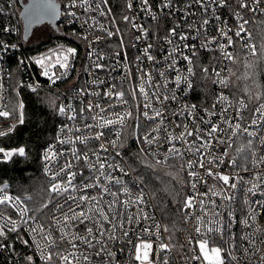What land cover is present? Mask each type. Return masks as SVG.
<instances>
[{"label": "built area", "instance_id": "built-area-1", "mask_svg": "<svg viewBox=\"0 0 264 264\" xmlns=\"http://www.w3.org/2000/svg\"><path fill=\"white\" fill-rule=\"evenodd\" d=\"M245 2L258 10L253 12L240 7ZM14 3L15 0H0V9L3 10L0 11V112L9 113L8 116H0V131L8 132L9 128L13 131L22 112L20 99L18 119L2 120L10 116L9 81L14 77L16 65L21 68L19 73L25 76L23 84L29 89L54 87L61 94L60 106L66 109L61 114L55 138L42 150V175L50 186L57 183L61 187H67L69 179L67 171L60 172L62 167L71 163V171L77 175L73 180L75 188H69L67 193H55L45 221L32 216L21 199L19 204L12 199L0 205V227L7 225L3 227L5 234L0 236V245H4L0 247V264H140L135 260L134 245L142 241L152 243L153 249L159 253L156 264H162L165 255L168 264H206L194 259L200 256L198 241L202 239L209 241L210 248L222 249L224 264H264V163H260L264 156V117L255 111L264 105V100L252 107L246 99L232 94L228 84L232 60L224 57V52H230L233 59L239 52L247 57L253 56L244 45L245 42L257 45L255 26L258 21H264V3L253 4L252 0H224L223 3L171 0L170 6L164 7L165 0H148L146 7L143 0H131L132 8L129 9V0H108L106 5L100 0H86L85 3L75 0V4L73 0H61L56 28L62 38H56L36 52H30L29 46L22 45H30L31 35L25 38L22 26L13 16ZM101 12L107 14L102 15ZM124 16L131 20L125 21ZM243 20L248 21L244 27L251 33V38L243 33V39L235 35ZM133 23L138 27L133 28ZM174 27L177 28V36L170 35L169 30ZM117 30L118 34L107 35L108 31L117 33ZM223 33L231 37V46H227V37ZM181 35L187 39L180 40ZM147 44L152 45L149 54L154 61L143 54ZM220 45L226 47L221 49ZM69 48L76 49V54L70 56L69 67L64 69L56 60L61 53L68 54ZM193 51L195 56H192ZM170 53L173 54L169 56ZM138 56L139 60L136 59ZM183 56H192L193 63L190 65ZM38 60L44 63H37ZM173 60L176 61L175 67H169ZM96 63L102 67L96 68ZM189 67H192L194 75L188 73ZM202 68L209 70L212 84L204 103L195 99ZM177 76L187 79L178 82ZM222 79L227 86L218 82ZM139 86H144L149 93L147 100L138 92L137 98L132 99V89ZM113 87L116 92L125 93L123 100L128 102L127 105L115 95H104ZM80 89L84 92L80 93ZM152 93L174 95L176 99L158 103ZM149 102L152 108L163 113L162 123L160 119L150 120L143 115L144 111H148L149 116L154 115L152 109L143 107ZM89 104L100 107L88 111ZM128 111L132 116L126 118L123 125L104 126V120H114L117 115ZM73 116L75 119H70ZM254 119L257 124H252ZM86 124L92 127H85ZM237 124L241 126L239 129ZM213 125L223 131L209 136ZM157 128L161 130L153 133ZM244 128L248 132H244ZM188 131L193 132V136H187ZM253 131L256 136H249L248 133ZM97 132H103L99 140L94 139ZM149 133L156 137L151 144L143 139ZM181 134H184L183 138H180ZM85 137H88L86 142ZM127 139L135 142L152 162H177L187 174V198H193V207L184 208V226L177 241L169 239L152 193L124 160ZM249 140L252 141L251 146H248ZM204 141L209 143L202 149L206 157L205 168H200L198 162L202 156L195 152V148ZM101 144L107 151L100 149ZM172 148L177 149L180 155L172 153ZM49 153H54L55 158L45 161L44 156ZM76 155L81 159H75ZM85 155L89 158L87 161L83 159ZM100 159H106L112 166L102 170L105 176H101V170L89 168L90 163L96 164ZM213 159L221 162L208 164ZM46 166L51 170L48 173L45 172ZM209 167L215 173L232 177L230 184L235 183L236 188L208 176L206 169ZM193 172L197 174L195 177L189 175ZM53 173L59 175L54 176ZM97 177L98 188L82 187L85 183L96 184ZM117 179L120 183H116ZM212 191L220 195L213 196ZM84 195L94 197L96 203L93 204L91 199L84 202L67 200L68 196L78 198ZM3 196L18 197L10 191L0 190V198ZM66 200L67 205L60 210L58 206L65 205ZM25 208L28 210L23 211ZM69 208L77 215L83 211L91 220L83 224L64 221L65 214L71 215ZM97 208L103 210L107 220L101 218ZM212 212H218L219 216H212ZM143 216L148 218L143 219ZM198 217H203L205 225L214 226L219 231L208 233L206 227L200 225L201 232L197 233ZM209 220H214L215 224H207ZM13 223L16 231L10 230ZM156 224H159V230L154 227ZM40 225H43L42 229ZM33 228L37 231L34 232ZM88 228H93L91 234L87 232ZM110 235L115 239H109ZM73 236L77 238L73 239ZM161 243L168 245L166 252H159ZM101 248L104 251L101 252ZM49 255L51 259H48ZM85 255L88 260L82 258ZM63 256L68 260L62 259Z\"/></svg>", "mask_w": 264, "mask_h": 264}, {"label": "trees", "instance_id": "trees-1", "mask_svg": "<svg viewBox=\"0 0 264 264\" xmlns=\"http://www.w3.org/2000/svg\"><path fill=\"white\" fill-rule=\"evenodd\" d=\"M19 3V0H15L11 11L25 34ZM56 38H62L57 28L42 24L32 30L30 45H26L27 43L22 45L29 46L30 52H36L47 47ZM255 38L257 55L247 57L243 52H239L231 61L228 72V84L232 94L246 99L252 107L264 100V48L259 47L264 45L263 20L256 23ZM202 69L195 99L204 103L205 95L210 92L212 84L210 73L205 75ZM14 70V77L9 81L10 116L2 120L18 119V104L22 99L24 122H19L12 132L1 137L0 144L6 151L23 147L25 155H14L11 159L0 160V190L10 191L20 197L32 216L45 221L46 215L51 211L55 193L47 191L50 185L41 173V154L45 145L57 134L61 122V114L58 112L61 94L54 87L29 89L23 84L25 76L19 73L21 68L18 69L15 65ZM124 160L152 193L169 239L172 242L177 241L184 226V203L187 198L186 172L177 162L165 164L152 162L131 139H127ZM49 200L51 204L48 208L37 210L41 204L48 203Z\"/></svg>", "mask_w": 264, "mask_h": 264}, {"label": "snow or ice", "instance_id": "snow-or-ice-1", "mask_svg": "<svg viewBox=\"0 0 264 264\" xmlns=\"http://www.w3.org/2000/svg\"><path fill=\"white\" fill-rule=\"evenodd\" d=\"M85 2H86V0H81V3H85ZM100 2L106 5L107 2H108V0H100ZM197 2H201V0H197ZM214 2L223 3L224 0H214ZM143 3L147 7L148 0H143ZM170 3H171V0H165L164 7H169L170 6ZM252 3L253 4H260V3H264V0H252ZM73 4H75V0H73ZM37 7H38L39 11L41 13H43V14H51V15H54L55 14V5L52 4V3H50V0H39V3L37 5ZM127 7L129 9L132 8L131 0H129V3L127 4ZM240 7L245 8V9H250L253 12H255V11L258 10L257 8L251 7L246 2L245 3H241L240 4ZM0 11H3V10L0 9ZM110 11L111 10L109 9V12ZM101 14L102 15H106L107 13L101 12ZM153 18H155V17H153ZM123 19L125 21H130L131 20V18L128 17V16H124ZM205 23H206V21H205ZM247 23H248L247 20H243L242 21L241 25L239 26V30L236 31V33H235L236 37H238L240 39H243V36H242V33H243V34L247 35L249 38H251V33H248L247 30H246V28L244 27V25L247 24ZM132 26H133V28L138 27L135 23H133ZM100 27L103 28V25H101ZM139 27L142 28L143 26H139ZM118 31L119 30H117V33H113L111 31H108L107 32V35L109 37H111L114 34H118ZM144 31L147 32V30H144ZM169 31H170V35L171 36H177L178 35L177 28L176 27L171 28ZM223 35L225 37H227V33H223ZM97 39H99V38H97ZM137 39H140V37H137ZM185 39H187L186 36H183V35L180 36V40H185ZM168 43L171 44V40H169ZM232 43H233V41H232L231 37H227V46H231ZM244 46L246 48H248V49L251 50V54L252 55H257V45H255V44H249V43L245 42V45ZM151 47H152L151 44H147L145 46V48L143 49V54H144V56L148 60L154 61V57L149 54ZM184 47H188V45H184ZM220 47H221V49H223L226 46L225 45H220ZM259 47L260 48H264V45H260ZM174 52H175V47L173 48V53ZM67 53L68 54L61 53L57 57V60H56V63L59 64V66L61 68H64V69H67L69 67V58H70V56H72V57L75 56L76 49L69 48V49H67ZM173 53H170L169 56H171ZM88 55L91 56L92 53H88ZM117 55H119V53H117ZM192 56H195V51L192 52ZM192 56H183V59L185 61H187L191 65L193 63ZM224 57L227 60H230V61L233 60V56H232V54L230 52H224ZM100 59H102V57ZM136 59L139 60L140 57L138 56ZM61 61H63V62H61ZM37 63L43 64L44 61L43 60H38ZM175 64H176V61L173 60L171 62V64H169V67H175ZM95 67L96 68H100V67H102V65L99 64V63H96L95 64ZM187 71H188V73L190 75H194L192 67H189L187 69ZM208 71L209 70L207 68L202 69V72L205 75H207ZM44 75L47 76L48 75V72L45 71L44 72ZM217 75H219V73H217ZM160 76L163 77L164 76V73L161 72L160 73ZM57 78H59V77H57ZM181 79H185L186 80L187 77H180V76H177L176 77V80L178 82ZM218 82L221 83V84H225L227 86L226 81L223 80V79L220 80V81H218ZM165 83H167V81H165ZM157 87H160V86L157 85ZM189 87H191L190 84H189ZM79 91H80V93H83L84 92V89H80ZM137 92L140 95H143L146 100L148 99L149 93L145 90V87L144 86H139L137 88L132 89V91H131V97H132L133 100H135L137 98ZM104 95H106V96L115 95L118 99L121 100V103L122 104L127 105V103H128L126 100H123V97H124L125 93L123 91L116 92L115 89H114V87H113L112 91L106 92V93H104ZM152 96L154 97V99L158 103L161 102V100L167 101L169 99H176V97L174 95L171 96V97H169L167 95H158L156 93H152ZM221 99H225V98H221ZM19 107L21 109L24 108L23 102L20 103ZM68 107L70 108L71 106H68ZM94 107L99 108L100 105H95L94 106L92 104H89L87 106L88 111H92ZM143 107L145 109H152V111L154 112V115L153 116H149V112L148 111H144L143 115L145 117L149 118L150 120L160 119L161 120V123H162L163 113L161 111H157L154 108H152V105H151L150 102L144 104ZM262 109H264V105H260V107L257 108V109H255V111L256 112H259L261 117H264V111H262ZM65 111H66V109H65L64 106H60L58 108V112L60 114H64ZM81 111H83V109ZM101 111H104V110L101 109ZM8 115H9L8 112H0V116H8ZM131 116H132V112L131 111L125 112L122 115H117L116 119H114V120L113 119L104 120V126H108V125H123L124 122H125V119L128 118V117H131ZM70 119H75V116L70 117ZM19 122L20 123H23L24 122L23 112H21V114H20ZM251 122H252V124H257V120H255V119L252 120ZM85 127L91 128L92 126L86 124ZM240 127L241 126L239 124L236 125V128L237 129H239ZM159 130H161V129H159V128L154 129L153 130V133H155V132H157ZM11 131H12V128H9L8 129V132L0 131V137H4V136L8 135ZM218 131H223V129L220 128L219 126L213 125L211 127L210 131L208 132V135L209 136H212L214 133H216ZM243 131L244 132H248V129L247 128H244ZM153 133H149L147 136H145L143 138L146 143L151 144L156 139V137H155V135ZM248 134H249V136H256V132H254V131L253 132H249ZM183 135L184 134H181V137L180 138H183ZM186 135L187 136H193V132L188 131L186 133ZM102 136H103V132H97L95 134L94 139L99 140ZM77 139L79 140L80 137H77ZM168 139L171 140V139H173V137H168ZM87 140H88V137H85L84 138V142H86ZM61 142L64 143L66 141H61ZM220 142L223 143V141H220ZM111 143H112L113 146H116V142L115 141H112ZM208 143H209V141H204L200 147H196L195 148V152L198 153V154H201V156H202V160L198 162L200 168H205L204 160L206 159V157L203 156L202 149ZM251 144H252V141L249 140L248 141V146H251ZM100 149L102 151H107V148L105 147L104 144H101L100 145ZM170 151L172 153H174L175 155H177V156L180 155L179 151L177 149H175V148L170 149ZM0 154H3V156L0 157V158H3L5 160H8V159H11L14 155L24 156L25 155V149L23 147H21V148H18V149H11V150H7L6 151L5 148L0 147ZM54 158H55V154L54 153H49V154H46L44 156V160L45 161H49L50 159H54ZM75 159H81V157L79 155H76L75 156ZM83 159L85 161H87L89 158L85 155L83 157ZM220 162L221 161L219 159H213V160H209L208 161V164H218ZM232 163L235 164V161H232ZM260 163H264V156H262L260 158ZM189 166L191 167V162H189ZM106 167H109V168L112 167L110 164H107L106 159H100V160L97 161L96 164H91V163L89 164V168L92 171L101 170V176H105L106 175V173H104L102 171ZM50 171L51 170L46 166L45 167V172L48 173ZM66 171H67V175L69 176V179L67 181V187H61L60 184L52 183L51 186L47 189V191L49 193L63 194V193H67L69 191V188H75V185L73 184V180L76 178V175L77 174L75 172H72L71 171V163L66 164L64 167H62L60 169V172H66ZM206 172H207V175L208 176L214 177V178H216L218 180H222L225 185H229L233 189L236 188V184L235 183H231L230 184V180L232 179V177H230L229 175H221L220 173H215V172L212 171V168H210V167L206 169ZM53 175L54 176H58L59 174L58 173H53ZM189 175L195 177L197 174L193 172V173H189ZM96 179H97V183L96 184L90 185V184L85 183V184L82 185V187L84 189H87L89 187H96V188H98L100 186L99 185V177H97ZM197 182H200V181H197ZM116 183H120V181L117 179L116 180ZM205 183H206V181H205ZM192 187L195 188V183H193ZM253 187H255V186H253ZM104 191H107V189L105 188ZM124 191L127 192V188H125ZM249 191H252V189L250 188ZM203 195L207 196L208 193H204ZM211 195H213V196H219L220 193L215 192V191H212L211 192ZM12 199H15L18 204L21 203L20 197L12 198V197H9V196H3L2 198H0V205L5 204L6 202H10ZM29 199H31V197H29ZM76 199H80L81 202H84V201H87V200L91 199L92 202H93V204L96 203V199L94 197H91L90 198L87 195H84V196H81V197H78V198L77 197H73V196H68V198H67V200H73V201L76 200ZM226 199H231V198L230 197H226ZM67 200L65 201V205H59L58 206L60 208V210H62L63 207L67 205ZM200 203H201V205H203L204 202L201 200ZM49 204H51V200H49L48 203L41 204L37 210L42 211L43 209L48 208ZM109 207H111V205H109ZM192 207H193V198L192 197H188L186 199L185 203H184V208L191 209ZM27 210H28L27 208L23 209V211H27ZM69 212L71 213V215H67V214L64 215V221H66V222H71L72 224H75L76 221H79L80 224H83L85 221H90L91 220V217L88 216L83 211H81L79 213V215H77V213L73 209L69 208ZM96 212L99 213V215L101 216V218L103 220H107L108 219V216L104 214V212H103L102 209L97 208L96 209ZM211 215L212 216H219V213L218 212H212ZM81 217H83V219H81ZM142 218L143 219H147L148 217L143 216ZM29 219H34V217H29ZM8 220H9V222H11V218L10 217L8 218ZM197 220L199 221V225L195 229V231L197 233H200L201 232V226L200 225H204L206 227V231L208 233H214V232H218L219 231V229L216 228V227H214V226L213 227H208L207 225H205V222H204V218L203 217H198ZM24 222L27 223V220H25ZM58 223H59V221H58ZM207 224L214 225L215 224V221L214 220H209V221H207ZM65 226L67 227L68 225L66 224ZM3 227H7V225H4ZM3 227H0V236H3L5 234L4 233V230H3ZM154 227H156L157 230H159V228H160L159 224L154 225ZM40 228L42 229L43 228V225H40ZM10 230L11 231H16V228H15V224L14 223H13V227ZM32 230L34 232L37 231L36 228H33ZM166 230L167 229H165V231ZM145 231H150V229H145ZM87 232L89 234H91L93 232V228H88L87 229ZM101 235H103V231H101ZM124 235L126 236L127 235V232H125ZM46 238H48V237H46ZM61 238L63 239V237H61ZM72 238L73 239H76L77 237L76 236H73ZM109 239H115V236L114 235H110L109 236ZM198 246H199L200 256L194 257V259L202 260V261L206 262V264H224V257L222 255V249L221 248H219V247H211L210 248L209 247V241L207 239H202V240L198 241ZM0 247H4V245H0ZM73 247H75V245H73ZM134 249H135V253H136L135 260L136 261H139L140 264H156V259L159 257V253L156 252L153 249V244L152 243L142 241L141 243L134 245ZM141 249H143V252L142 253H141ZM167 249H168V245L167 244L161 243L159 245V252L160 253L166 252ZM102 251H104L103 248H101V252ZM99 254L100 253H97V255H99ZM61 258L64 259L65 261L68 260V257L67 256H63ZM82 258L84 260H88L89 259V257L86 256V255L83 256ZM28 259L31 260V257H29ZM48 259H51V255H49ZM162 264H168V258H167L166 255L163 256V258H162Z\"/></svg>", "mask_w": 264, "mask_h": 264}, {"label": "rangeland", "instance_id": "rangeland-1", "mask_svg": "<svg viewBox=\"0 0 264 264\" xmlns=\"http://www.w3.org/2000/svg\"><path fill=\"white\" fill-rule=\"evenodd\" d=\"M37 3H39V0H32V2H30L28 5L26 14H25V17L27 18L29 25L31 26L34 25V27H32V30L35 28V26H39V24L42 25L43 22H46V19L44 16L46 14H43L39 11L37 7Z\"/></svg>", "mask_w": 264, "mask_h": 264}, {"label": "flooded vegetation", "instance_id": "flooded-vegetation-1", "mask_svg": "<svg viewBox=\"0 0 264 264\" xmlns=\"http://www.w3.org/2000/svg\"><path fill=\"white\" fill-rule=\"evenodd\" d=\"M20 3H19V7H20V13H23L24 17H25V12L27 10V7L29 5L30 2H32V0H19ZM50 3L54 4L55 5V14L54 15H51L52 17L49 16V14H46V22H43L42 24H49L50 26H53L55 27L54 25L57 26L56 24V21L59 17V13H60V10H61V0H50ZM27 5V6H26ZM52 18H56L55 19V23L53 24L50 20ZM40 25V24H39Z\"/></svg>", "mask_w": 264, "mask_h": 264}, {"label": "water", "instance_id": "water-1", "mask_svg": "<svg viewBox=\"0 0 264 264\" xmlns=\"http://www.w3.org/2000/svg\"><path fill=\"white\" fill-rule=\"evenodd\" d=\"M37 5H38V3H37ZM25 14H26V12H25ZM45 16V19H46V15H44ZM49 16L50 17H52L51 16V14H49ZM21 17H22V19H23V22H24V28H25V34H24V36H25V38L27 39L30 35H31V30H32V27H34V25H29V23H28V21H27V18L26 17H24V15H23V13H21ZM55 19L56 18H52V19H50L49 18V20L54 24L55 22ZM58 20V19H57ZM56 24H57V21H56ZM55 26V28H56V25H54Z\"/></svg>", "mask_w": 264, "mask_h": 264}]
</instances>
